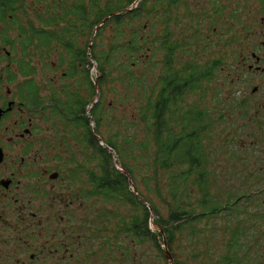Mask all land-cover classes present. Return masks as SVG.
Returning a JSON list of instances; mask_svg holds the SVG:
<instances>
[{
    "label": "flooded vegetation",
    "instance_id": "obj_1",
    "mask_svg": "<svg viewBox=\"0 0 264 264\" xmlns=\"http://www.w3.org/2000/svg\"><path fill=\"white\" fill-rule=\"evenodd\" d=\"M243 1L205 0L213 18L220 16L222 48H234L229 61L217 52L208 62L212 75L220 68L222 92L230 101L222 102L220 115L211 116L221 121V145L206 151L205 177L211 179V167L219 161L224 184L219 209L234 217L227 223L232 234L251 236L241 244L256 260V251L264 257L259 252L264 250V0L248 4V11ZM37 5L44 10L37 11ZM79 7L74 10L83 15ZM67 24V0H0V264H128L131 244L150 237L144 210L117 221L112 210H84L85 194L92 202L100 198L129 206L131 196H116V180L101 179L112 167L106 161L111 147L100 143L104 139L91 125L99 124V69L92 82L94 105L80 86L71 91L53 84L50 49L62 48L54 70L64 61L69 78L80 70L83 48L68 38ZM52 117H60L64 126ZM210 150H218V156L208 155ZM85 151L98 161L90 163ZM155 224L162 238L161 222ZM160 255L165 256L164 248Z\"/></svg>",
    "mask_w": 264,
    "mask_h": 264
},
{
    "label": "rangeland",
    "instance_id": "obj_2",
    "mask_svg": "<svg viewBox=\"0 0 264 264\" xmlns=\"http://www.w3.org/2000/svg\"><path fill=\"white\" fill-rule=\"evenodd\" d=\"M115 1L96 0L95 4L94 0H67L68 38L74 40L79 47L83 48V51L87 50L86 57H82L81 61L79 60L77 67L80 70L70 78L63 74L68 66L66 61L62 62L54 70L60 61V59L56 58V53L62 52L61 47L56 46L50 49L47 60L52 65L53 84L55 81L59 85V88L64 89L66 87L65 89L71 91L80 86V94L82 93L83 97L91 100V105H94L97 97H100V109L105 116L98 124V127L93 121H91V125L97 129L100 137L104 139L103 141L100 140L103 146H105L104 141L111 138L113 140L118 139L117 143L124 144L127 147L130 146L129 139L132 138L131 153L136 158L123 159L118 155L116 150L113 149V154L112 148H108L107 152L111 154L110 164L123 171L121 161L129 163L133 171V177H130V181L133 183L137 193L142 195V198H148L155 205L158 213L150 212V232L152 235L150 234V237L144 241H136L131 244L132 254L128 264H169L165 256L163 255L162 258L160 255V248H164V246L155 224L161 222V217L166 218L169 215L171 199L165 194V190L163 189L168 173L157 169L151 163L153 161V146L148 144L147 148L144 149L140 145L142 140L146 143L148 137L146 125L142 123L139 111V104L144 100V90H139L138 88L142 87L137 86V83L130 84V80L128 81V79L121 84L119 73H123L122 69L119 67L115 68L116 64L112 65L104 62L106 66L105 70L109 71L108 76L105 77L99 87V96L94 97V93L92 96V82H94L98 74V61L101 60L103 64V59L106 58L105 56L109 51L110 44L115 42L114 38H116L119 26L124 33L122 37L118 38L121 43L126 42V45H129L132 35H136L138 41L137 46L132 51L127 50L126 45L121 48L124 50L123 63L126 66L129 65V67H126L129 69L127 75H131L134 82L146 80L148 85L153 84V81L158 79L163 71L167 69L164 47L165 33L167 32L170 34V40L180 41L182 46H187V49L179 47L174 53L172 68L176 70L182 68L185 62L196 63L201 68L209 61L217 58V52L221 56L222 53H226L227 56L225 57L229 61L234 55L232 53V49L234 48H222L223 40L221 25L219 23L220 16L218 15L213 18V15L216 14H213L212 10L207 9L205 0H181L175 6L172 5L169 8L160 0L162 3L157 4L158 10L156 13L146 8L145 11H141L140 15L135 16L133 20L127 19L125 23H121L119 26L112 20H107L95 29L96 25L103 19L99 21L98 15H96L99 12V8L109 2L115 3ZM152 1L150 0L149 2L151 3ZM82 3L86 8V13L79 15V12L74 9L76 4ZM136 4L134 2L130 7L135 9ZM248 4L250 8L254 4H257V0L243 1V6L247 11ZM203 9L207 12L204 13ZM36 10H44V7L37 5ZM209 42L210 46H208ZM126 50L127 52H125ZM40 54L43 55V53ZM92 55L95 56L97 61ZM64 57L69 61L71 54L68 52ZM84 68H88L89 77L83 72ZM126 68H123L125 73H127ZM132 77L130 78L131 81ZM223 86V74L220 68L217 67L214 69L213 75L211 72L209 77L200 82V88L196 92H190L185 96V100L179 108L180 114L182 115L190 107L197 105L205 108L212 117L213 115H220L222 102L230 101L229 96L225 97L223 95ZM63 92L64 90L61 91V93ZM234 114L232 112L233 116ZM87 116L90 117V114L87 113ZM53 120L60 121L59 125L61 127L64 126L63 120L60 117H52L51 121ZM57 121L52 122L53 134L56 130L55 124ZM175 130H181L180 123H175ZM221 132V121L218 119L212 120L210 128L204 132V135L202 133L205 154L210 148H220ZM75 133L77 135L80 134V129H77ZM125 138H127L126 141ZM52 139L55 140L53 136ZM67 140L71 145L73 144V140L69 135H67ZM217 151L210 150L208 155L218 156ZM53 154H55L54 151ZM83 156L90 163L98 161L92 152L86 153L85 151ZM205 164L204 169L206 172ZM211 169L213 171L212 177L211 179H206V191L208 192L206 196L212 201L217 202V206L220 208L222 204L220 193L224 184H222L220 175L221 166L219 161H216ZM174 170H177L175 173L177 180H179L180 168L177 166ZM191 180H193V175L190 176L187 182L191 192L189 201L198 210L201 192ZM229 181H233V179L231 178ZM129 186L133 191L130 184ZM88 188H90V185L84 186L85 190ZM83 205L85 211L98 209L100 212H104L102 210H112L114 221H117L120 217H124L127 213H140L139 211L141 210V206L139 204L133 206L132 201L130 206L127 204V201L104 204L100 198H98L97 202H92L91 197H86V194ZM229 220L231 223H234V217L219 210L217 213L205 215L182 225L180 228L174 229L171 248H169L168 242L166 246L171 251L175 264H223L225 255H229L233 260L229 264H264V257L258 256V251H256V260H253L252 257L254 255H252V251L248 252L242 246L241 243L244 242V239L247 237L246 235L232 234L227 229ZM233 236H237V242L235 247L231 246L229 248L228 243ZM250 239L251 236L249 235L247 241ZM259 252L262 253L264 250H259Z\"/></svg>",
    "mask_w": 264,
    "mask_h": 264
},
{
    "label": "trees",
    "instance_id": "obj_3",
    "mask_svg": "<svg viewBox=\"0 0 264 264\" xmlns=\"http://www.w3.org/2000/svg\"><path fill=\"white\" fill-rule=\"evenodd\" d=\"M136 0H116L115 3L109 2L104 6L99 8L98 20L100 21L105 16L116 13L108 17L107 20H112L117 26L121 23H125L127 19L133 20L135 16L140 15L141 11H145L146 8L154 13L157 12V4L161 3L160 0H153L151 3L150 0H138L135 6V9L131 8L129 11H123V9L130 7L132 3ZM96 4V0H94ZM174 0H169L167 7H171ZM149 3V4H148ZM79 9L82 10V13H86V8L84 4H80ZM106 20V21H107ZM120 27V26H119ZM117 28L116 38H114V43L110 44L106 58L102 61H98V69L100 71L99 86L102 84L106 76H108L109 71L105 70L104 62L108 64L115 65V68L119 67L122 69V72L119 73V81L121 84L125 80H130V84L137 83L139 90H144V100L140 102L139 111L140 119L142 123L146 125L148 131L147 142H140L141 147L144 149L147 148L148 144L153 146L152 158L153 163L157 169L164 170L168 173L167 181L163 185L165 194L171 199V206L169 215L166 218L161 217V226L163 229V234L167 241L169 248H171L172 238L174 234V229L180 228L182 225L187 224L195 219H199L205 215H211L217 213L220 209L217 206V202L212 201L209 197L206 196L208 192L206 191V177L204 164L206 163V154L204 152L203 138L202 133L210 128L212 123V118L210 113L200 106L195 105L190 107L189 110L183 112L181 115L179 108L181 103L185 100V96L190 92H196L200 88V82L209 77L212 68L209 64H205L201 68L198 67L196 63L185 62L182 65V68L176 70L172 68L173 56L175 51L182 47L187 49V46L180 43V41L170 40V34L165 33V59L167 62V69L163 71L160 77L153 81V84H149L146 80H133V77L127 74L129 69H127L126 64L123 63L124 57L121 48L126 45V42L121 43L118 39L124 35L123 31L120 28ZM129 45H126V49L132 51L137 46L136 35H132ZM186 43V42H185ZM127 50L125 52H127ZM87 50L83 51L82 57H86ZM90 52V51H89ZM91 54V53H90ZM88 55V54H87ZM97 61L94 55H92ZM83 58V59H84ZM123 68L127 69V73L124 72ZM132 77V81L131 78ZM131 86V85H130ZM95 93V90H94ZM100 100V97H99ZM98 100V101H99ZM98 122L100 123L104 118L105 114L102 113L100 109V101L96 104ZM210 117V119H209ZM175 123L181 124V130H175ZM127 138H125V141ZM117 140L109 138L105 142L114 150L117 151L118 155L123 159H133L136 156L131 153V142L132 138L129 139V145L125 146L124 144L117 143ZM101 150H104L103 146L100 144ZM130 147V148H129ZM107 155V165L112 167L104 170L101 179H111L116 180L113 184L115 189L116 196H124L130 194L132 205H140L141 210H144L147 215L148 224L150 226V212L153 211L155 214L158 213L155 205L148 199L144 198L146 201L142 203L138 201L136 194L129 188L128 178L133 177L132 168L129 166L128 162H122V170L111 166L110 159L111 154L106 153ZM180 168V179L177 180L176 171L174 168ZM193 175V180H191L200 190L201 198L200 203H198L199 209L196 210L192 206L190 199V190L189 185L187 184L190 176ZM110 188L112 187L109 184ZM139 196L140 193L138 194ZM159 218V217H157ZM150 228L148 227V235L150 236ZM237 242V236L231 237L228 247H235ZM171 252V251H170ZM225 259L223 264H229L232 262L229 255ZM166 258V257H165Z\"/></svg>",
    "mask_w": 264,
    "mask_h": 264
},
{
    "label": "water",
    "instance_id": "obj_4",
    "mask_svg": "<svg viewBox=\"0 0 264 264\" xmlns=\"http://www.w3.org/2000/svg\"><path fill=\"white\" fill-rule=\"evenodd\" d=\"M137 1H138V0H136L135 2H137ZM131 8H132V7L127 8V9H123V10H124V11H129ZM113 14H116V13H111V14L105 16V17L100 21V23L96 25L95 29L98 28L99 26H101V25L107 20V18H108L109 16L113 15ZM95 29H94V32H95ZM111 150H112V152H113V149H111ZM113 154H114V152H113ZM128 180H129V181H128L129 184H130L131 187L133 188V192H134L136 195H138V193H137L135 187L133 186V183L130 181L131 178L129 177ZM141 200H142L143 203L146 202L143 198H142ZM160 232L162 233V243H163V246H164V254H165V257H166V259L168 260V263H169V264H174V262H173V258H172V256H171V253H170L169 249H168L167 246H166V239H165V236H164L163 231H162L161 228H160Z\"/></svg>",
    "mask_w": 264,
    "mask_h": 264
}]
</instances>
